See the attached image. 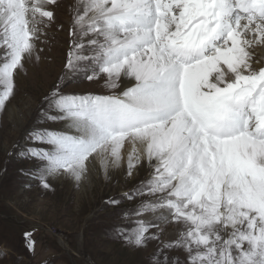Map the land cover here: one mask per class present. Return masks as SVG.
I'll return each mask as SVG.
<instances>
[{
    "label": "snow or ice",
    "instance_id": "obj_1",
    "mask_svg": "<svg viewBox=\"0 0 264 264\" xmlns=\"http://www.w3.org/2000/svg\"><path fill=\"white\" fill-rule=\"evenodd\" d=\"M45 3L55 0H0V109L41 31L36 14L53 18ZM241 19L261 40L264 0H78L70 35L78 29L81 40L66 69L89 80L104 74L113 89L121 77L135 84L118 95L79 96L58 83L44 97L41 121L66 127L28 134L50 146L26 153L42 162L43 186L61 171L79 182L90 158L106 171L120 168L130 144L127 174L143 159L153 168L133 194H161L137 214L165 208L190 225L164 248L186 249L190 264H264V67H252L246 48L253 41L241 39ZM149 226L140 221L134 231H117L139 247L155 238L146 235ZM161 254H153L154 264H170Z\"/></svg>",
    "mask_w": 264,
    "mask_h": 264
},
{
    "label": "rangeland",
    "instance_id": "obj_2",
    "mask_svg": "<svg viewBox=\"0 0 264 264\" xmlns=\"http://www.w3.org/2000/svg\"><path fill=\"white\" fill-rule=\"evenodd\" d=\"M26 3L30 4L31 0ZM77 5L78 0H55L43 6L44 11L53 13L51 20L36 14L41 21L36 26L41 31L30 40L32 53L25 54L23 67L14 71V91L0 109V264H154L151 257L158 249L162 252L161 261L166 255L170 264L173 257L178 264H190L186 249L164 248L165 244L177 241L189 224L173 220L165 208L137 214L142 202L161 195L157 193L153 197L146 191L142 195L133 194L152 173L149 164L140 166L137 179L123 180L121 174L115 176L111 171L108 180L101 183L95 178L91 190L81 191L68 180L51 183L49 177V187L45 188L38 178L42 162L25 156L30 148L48 150L50 147L29 139L30 130L37 127L61 129L60 121H41L39 116L41 107H46L42 104L44 97L58 83L62 85V92L69 95L107 96L115 91L106 86L104 74L89 80L82 71L73 74L66 69L72 45L81 40L78 29L75 35H70ZM80 11H83L82 6ZM26 18L30 19V14ZM2 27L0 25V32ZM89 38L85 36L83 41L86 43ZM246 50L259 56L263 55L264 47L251 44ZM4 51L0 47V56ZM254 61H251L254 69L264 67V58ZM87 75L92 73L89 71ZM10 104L20 110L22 120L16 126L7 116ZM151 216L158 218L147 219ZM140 221L150 225L146 235L155 238L138 247L127 243L117 230L134 231ZM30 226L43 229L35 230L38 235L33 252L28 251L29 241L25 235ZM192 248L195 254L196 246ZM56 254L61 256L55 257ZM46 255L53 257L47 259Z\"/></svg>",
    "mask_w": 264,
    "mask_h": 264
},
{
    "label": "bare ground",
    "instance_id": "obj_3",
    "mask_svg": "<svg viewBox=\"0 0 264 264\" xmlns=\"http://www.w3.org/2000/svg\"><path fill=\"white\" fill-rule=\"evenodd\" d=\"M30 14V13H29ZM29 14H27L26 16L28 17ZM31 16V14H30ZM247 23L246 19H241L240 21V25H241V31H242V37L241 39H245V40H249V41H253V45L258 44L261 45L262 47H264V37L261 38V40H257V36L256 34L253 36L252 35V31H244L243 30V25ZM252 27L254 28L255 25H252ZM246 34H249L247 37L245 36ZM263 55H256V54H251V61L255 62L254 59H258L261 60L264 58V50L262 51ZM262 64V63H261ZM16 71V70H15ZM17 73V72H16ZM16 76V75H15ZM19 81V80H18ZM117 83L120 85V87L114 88L115 91L111 92L113 95L116 94L118 95L121 91H123L125 88L127 87H131L133 84H135L134 79L130 78V77H121V79L119 81H117ZM8 112H7V116L8 119L16 126L18 123H21L22 119L20 118V110L18 109V107H16L13 104H10V106H8ZM22 117V116H21ZM61 122V129L60 130H65V124L64 122ZM131 151V145L130 144H125V147L122 149V154L124 156V162L122 164V166L120 168H109L107 171L101 166V162L99 160V158H90L89 161L87 162V169L89 170L86 171V173L83 175L82 179L77 182L73 177L64 174L63 171H61L60 174L55 175V176H51L49 177V181L51 183H60L63 181H70L73 184L78 185L79 189L81 191L83 190H87L90 189L91 187L94 186V181L93 179L97 178L99 181H105L108 180V175L109 172L114 171L115 173L113 175H117V174H121L122 175V179L123 180H127V178L129 180H134L135 178L137 179V176L139 175L138 170L140 169V166L143 164L148 165L149 162L147 161V159H143L141 160L140 163H138L133 171V174L131 176H129L128 173V168H127V156L128 153ZM101 170V171H99ZM113 176H111L112 178ZM116 178V177H115ZM120 181V180H119ZM109 182V181H108ZM122 186V185H121ZM123 190V189H122ZM121 190V191H122ZM88 191V190H87ZM124 192V191H122ZM155 199V198H153ZM152 199V200H153ZM150 200V199H149ZM135 205V204H134ZM149 213V212H148ZM158 218V217H157ZM156 217H148L147 219L151 220V219H157ZM60 239V238H59Z\"/></svg>",
    "mask_w": 264,
    "mask_h": 264
},
{
    "label": "crops",
    "instance_id": "obj_4",
    "mask_svg": "<svg viewBox=\"0 0 264 264\" xmlns=\"http://www.w3.org/2000/svg\"><path fill=\"white\" fill-rule=\"evenodd\" d=\"M37 229H41V230H43L42 229V227H37V226H30L28 229H27V232L28 233H30L31 234V237H30V239H31V241H33L34 243H33V246H32V248L30 249H28V251L29 252H33V251H35L36 250V242H37V235L38 234H35V230H37ZM29 230V231H28ZM35 234V235H34ZM47 257H45V258H47V259H50V258H52L53 257V255L51 256V255H46ZM48 256H50V257H48ZM61 255L60 254H56L55 255V257H60ZM61 259V258H60ZM46 259H44V261H45Z\"/></svg>",
    "mask_w": 264,
    "mask_h": 264
},
{
    "label": "flooded vegetation",
    "instance_id": "obj_5",
    "mask_svg": "<svg viewBox=\"0 0 264 264\" xmlns=\"http://www.w3.org/2000/svg\"><path fill=\"white\" fill-rule=\"evenodd\" d=\"M27 152H28V151H27ZM25 156L30 157L29 155H26V154H25ZM19 159H22V158H19Z\"/></svg>",
    "mask_w": 264,
    "mask_h": 264
},
{
    "label": "built area",
    "instance_id": "obj_6",
    "mask_svg": "<svg viewBox=\"0 0 264 264\" xmlns=\"http://www.w3.org/2000/svg\"><path fill=\"white\" fill-rule=\"evenodd\" d=\"M46 229H48V228H46Z\"/></svg>",
    "mask_w": 264,
    "mask_h": 264
}]
</instances>
